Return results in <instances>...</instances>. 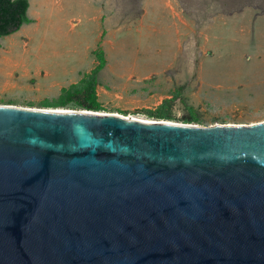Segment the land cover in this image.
<instances>
[{"label": "water", "instance_id": "water-1", "mask_svg": "<svg viewBox=\"0 0 264 264\" xmlns=\"http://www.w3.org/2000/svg\"><path fill=\"white\" fill-rule=\"evenodd\" d=\"M0 264H264V121L0 105Z\"/></svg>", "mask_w": 264, "mask_h": 264}, {"label": "rangeland", "instance_id": "rangeland-1", "mask_svg": "<svg viewBox=\"0 0 264 264\" xmlns=\"http://www.w3.org/2000/svg\"><path fill=\"white\" fill-rule=\"evenodd\" d=\"M28 2L32 21L0 37V105L86 110L59 97L101 51L99 113L196 126L264 121V0ZM164 99L169 118L145 113Z\"/></svg>", "mask_w": 264, "mask_h": 264}, {"label": "trees", "instance_id": "trees-1", "mask_svg": "<svg viewBox=\"0 0 264 264\" xmlns=\"http://www.w3.org/2000/svg\"><path fill=\"white\" fill-rule=\"evenodd\" d=\"M28 7V0H0V37L14 33L23 24L32 21L27 15ZM96 57L98 62L90 73H87L79 82L71 84L68 89H63L58 101L60 105L65 106L71 101H77V104L86 110L97 112L102 109L97 101L96 85L97 73L104 67L105 59L101 51ZM170 101L171 99H164L154 110H145V113L155 118H169L165 107ZM186 120L196 121L197 119L191 116Z\"/></svg>", "mask_w": 264, "mask_h": 264}, {"label": "bare ground", "instance_id": "bare-ground-1", "mask_svg": "<svg viewBox=\"0 0 264 264\" xmlns=\"http://www.w3.org/2000/svg\"><path fill=\"white\" fill-rule=\"evenodd\" d=\"M30 4V3H29ZM54 111H84L85 112V110H54ZM86 112H88V111H86ZM97 113H99V112H97ZM107 114V113H106ZM128 118H132V117H130V116H128ZM146 121V120H145ZM147 121H150V120H147Z\"/></svg>", "mask_w": 264, "mask_h": 264}, {"label": "crops", "instance_id": "crops-1", "mask_svg": "<svg viewBox=\"0 0 264 264\" xmlns=\"http://www.w3.org/2000/svg\"><path fill=\"white\" fill-rule=\"evenodd\" d=\"M27 12H28V9H27ZM29 17V16H28ZM30 18V17H29ZM32 19V18H31ZM7 36V35H6ZM2 37H4V36H2ZM1 43V42H0ZM0 49H1V47H0Z\"/></svg>", "mask_w": 264, "mask_h": 264}]
</instances>
